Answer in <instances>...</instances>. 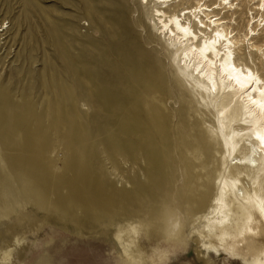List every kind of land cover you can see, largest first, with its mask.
Masks as SVG:
<instances>
[{"label": "rangeland", "instance_id": "obj_1", "mask_svg": "<svg viewBox=\"0 0 264 264\" xmlns=\"http://www.w3.org/2000/svg\"><path fill=\"white\" fill-rule=\"evenodd\" d=\"M153 6L0 0V264H244L201 238L218 115Z\"/></svg>", "mask_w": 264, "mask_h": 264}, {"label": "bare ground", "instance_id": "obj_2", "mask_svg": "<svg viewBox=\"0 0 264 264\" xmlns=\"http://www.w3.org/2000/svg\"><path fill=\"white\" fill-rule=\"evenodd\" d=\"M151 2L157 33L178 46L187 81L212 99L218 115L220 169L201 238L210 251L222 248L244 264H264V0ZM249 6L241 35L234 16Z\"/></svg>", "mask_w": 264, "mask_h": 264}, {"label": "clouds", "instance_id": "obj_3", "mask_svg": "<svg viewBox=\"0 0 264 264\" xmlns=\"http://www.w3.org/2000/svg\"><path fill=\"white\" fill-rule=\"evenodd\" d=\"M164 236H165L166 239H169V240L175 238L172 234H169V233H167V232H165ZM161 251H162V250H161Z\"/></svg>", "mask_w": 264, "mask_h": 264}]
</instances>
